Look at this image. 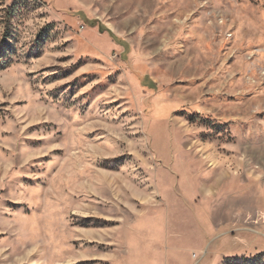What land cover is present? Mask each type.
Here are the masks:
<instances>
[{
    "label": "rangeland",
    "instance_id": "obj_1",
    "mask_svg": "<svg viewBox=\"0 0 264 264\" xmlns=\"http://www.w3.org/2000/svg\"><path fill=\"white\" fill-rule=\"evenodd\" d=\"M15 2L0 264H264V0Z\"/></svg>",
    "mask_w": 264,
    "mask_h": 264
},
{
    "label": "trees",
    "instance_id": "obj_2",
    "mask_svg": "<svg viewBox=\"0 0 264 264\" xmlns=\"http://www.w3.org/2000/svg\"><path fill=\"white\" fill-rule=\"evenodd\" d=\"M19 1L20 0H16V2L13 5L9 6L6 9V12H7L6 20L7 21H11L18 14V12H20L22 6L21 4H19ZM11 60H12L11 58L7 59L0 55V67H6Z\"/></svg>",
    "mask_w": 264,
    "mask_h": 264
},
{
    "label": "crops",
    "instance_id": "obj_3",
    "mask_svg": "<svg viewBox=\"0 0 264 264\" xmlns=\"http://www.w3.org/2000/svg\"><path fill=\"white\" fill-rule=\"evenodd\" d=\"M144 255H147V254H144ZM148 256V255H147ZM150 257V256H149ZM151 258V260H152V262H153V264L155 263V260H154V258H152V257H150ZM156 264V263H155Z\"/></svg>",
    "mask_w": 264,
    "mask_h": 264
}]
</instances>
